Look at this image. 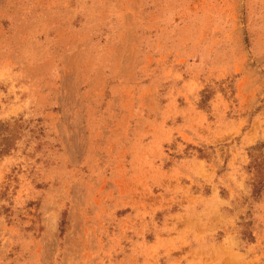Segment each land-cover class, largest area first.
<instances>
[{
	"label": "rangeland",
	"instance_id": "obj_1",
	"mask_svg": "<svg viewBox=\"0 0 264 264\" xmlns=\"http://www.w3.org/2000/svg\"><path fill=\"white\" fill-rule=\"evenodd\" d=\"M0 264H264V0H0Z\"/></svg>",
	"mask_w": 264,
	"mask_h": 264
}]
</instances>
